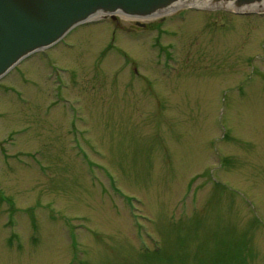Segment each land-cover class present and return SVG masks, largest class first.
I'll use <instances>...</instances> for the list:
<instances>
[{
    "label": "rangeland",
    "instance_id": "rangeland-1",
    "mask_svg": "<svg viewBox=\"0 0 264 264\" xmlns=\"http://www.w3.org/2000/svg\"><path fill=\"white\" fill-rule=\"evenodd\" d=\"M216 10L101 16L0 80V264H264V12Z\"/></svg>",
    "mask_w": 264,
    "mask_h": 264
},
{
    "label": "water",
    "instance_id": "water-1",
    "mask_svg": "<svg viewBox=\"0 0 264 264\" xmlns=\"http://www.w3.org/2000/svg\"><path fill=\"white\" fill-rule=\"evenodd\" d=\"M180 6L244 12L264 0H0V79L99 13L157 18Z\"/></svg>",
    "mask_w": 264,
    "mask_h": 264
},
{
    "label": "bare ground",
    "instance_id": "bare-ground-1",
    "mask_svg": "<svg viewBox=\"0 0 264 264\" xmlns=\"http://www.w3.org/2000/svg\"><path fill=\"white\" fill-rule=\"evenodd\" d=\"M100 15H104V13H99L97 15H95L96 17L100 16Z\"/></svg>",
    "mask_w": 264,
    "mask_h": 264
},
{
    "label": "flooded vegetation",
    "instance_id": "flooded-vegetation-1",
    "mask_svg": "<svg viewBox=\"0 0 264 264\" xmlns=\"http://www.w3.org/2000/svg\"><path fill=\"white\" fill-rule=\"evenodd\" d=\"M149 26V28L151 27L150 25H148Z\"/></svg>",
    "mask_w": 264,
    "mask_h": 264
}]
</instances>
